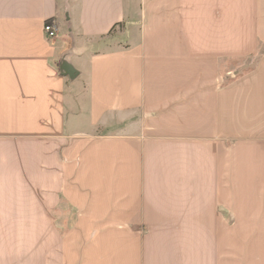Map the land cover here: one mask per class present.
Here are the masks:
<instances>
[{"label":"crops","instance_id":"0c3cea01","mask_svg":"<svg viewBox=\"0 0 264 264\" xmlns=\"http://www.w3.org/2000/svg\"><path fill=\"white\" fill-rule=\"evenodd\" d=\"M0 264H264V0H0Z\"/></svg>","mask_w":264,"mask_h":264},{"label":"built area","instance_id":"2783aa9c","mask_svg":"<svg viewBox=\"0 0 264 264\" xmlns=\"http://www.w3.org/2000/svg\"><path fill=\"white\" fill-rule=\"evenodd\" d=\"M44 31L47 36L51 39L56 38L58 36V28L53 22H46L44 25Z\"/></svg>","mask_w":264,"mask_h":264},{"label":"rangeland","instance_id":"374dc122","mask_svg":"<svg viewBox=\"0 0 264 264\" xmlns=\"http://www.w3.org/2000/svg\"><path fill=\"white\" fill-rule=\"evenodd\" d=\"M254 61H255V60L251 59L249 63L247 62V64L243 62L242 64H235V65H236L237 67L240 66V65H242V66H243V65H247L246 67H247V68H250V67L253 65ZM246 67H243V70H248V69H246ZM238 71H240V68H239V67H238Z\"/></svg>","mask_w":264,"mask_h":264},{"label":"water","instance_id":"95a60500","mask_svg":"<svg viewBox=\"0 0 264 264\" xmlns=\"http://www.w3.org/2000/svg\"><path fill=\"white\" fill-rule=\"evenodd\" d=\"M65 68H66V71L71 75L72 72H73L71 67L70 66L69 67L66 66Z\"/></svg>","mask_w":264,"mask_h":264}]
</instances>
